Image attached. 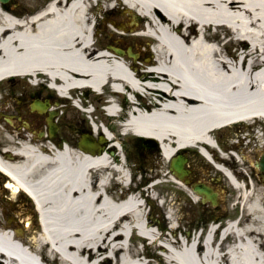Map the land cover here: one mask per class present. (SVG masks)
Wrapping results in <instances>:
<instances>
[{
  "label": "bare ground",
  "instance_id": "obj_1",
  "mask_svg": "<svg viewBox=\"0 0 264 264\" xmlns=\"http://www.w3.org/2000/svg\"><path fill=\"white\" fill-rule=\"evenodd\" d=\"M29 6L20 11L0 3V84L13 79L48 97L73 92L66 102L79 125L66 130L65 146L37 141L29 123L19 133L0 127V178L8 181L0 190L10 188L11 195L4 199L9 221L0 218V264H264V182L233 170L235 160L245 166L244 154L225 153L243 146L254 152L247 157L252 166L264 152V134H241V127H264V0H40ZM117 15L129 17L128 27L117 25ZM106 37L135 44L137 60L116 52ZM122 89L137 99L124 116L115 104ZM87 104L92 108L81 109ZM11 106L0 92V113ZM88 129L105 133L100 152L78 145ZM224 131L225 154L218 155L208 145ZM141 138L160 148L150 171L128 161L129 150L139 151L129 141ZM199 147L212 152L213 163ZM181 150L216 175L198 182L233 190L216 194L217 203H227L225 217L234 219L223 229L214 214L205 231L191 234L185 206L172 200L165 229L146 212L142 191H108L110 184L123 189L136 180L183 186L166 162ZM193 165L183 167L191 172ZM19 196L34 203L36 220Z\"/></svg>",
  "mask_w": 264,
  "mask_h": 264
},
{
  "label": "rangeland",
  "instance_id": "obj_2",
  "mask_svg": "<svg viewBox=\"0 0 264 264\" xmlns=\"http://www.w3.org/2000/svg\"><path fill=\"white\" fill-rule=\"evenodd\" d=\"M31 1V2H29ZM40 0H28L25 4H19V6L17 7L18 10H25V9H29V5H34L37 4V2ZM20 2V0H12V2L8 5V6H12L13 3H18ZM121 17L118 16V20ZM124 19V18H123ZM116 20V19H115ZM122 20V19H120ZM119 20V21H120ZM118 23V22H116ZM107 38V37H106ZM107 44H114L116 46L122 47V48H127L128 46L132 47V51L133 52H137L136 46L133 43L130 42H126V43H119L114 41L113 39H106ZM140 60V58H139ZM3 94L4 97L6 99V94L8 92H10V94L13 96H15L16 98L12 100H10L9 104H13V102L18 103V98H21L22 94L25 93L26 97H29L31 95H38L39 98L43 99L44 97L48 96V94L44 91H42L40 88H34V89H27L26 86H19L17 85L15 82H11L10 85H3ZM8 96V94H7ZM50 98H52V100H56L58 99V96L55 93H50ZM9 100V99H7ZM31 101V100H30ZM21 103V102H20ZM63 107L66 108L64 110V114L60 113L62 112V110H59V113L56 116V124L58 125L59 129H58V133L56 134V136L53 139H50L49 141L54 145L57 141H63L64 139V135L66 134V130L70 129V130H74L77 126V117L79 116L76 112H74L72 109L69 108V105L66 103L65 105L63 104ZM61 116H67L68 119L66 121H63ZM76 121V123L74 122ZM79 125V124H78ZM243 128V131L241 134H243L242 136H246L247 132L251 135V129L249 127H241V129ZM250 130V131H249ZM86 131H90V129L86 130ZM228 132L224 131V132H220L217 135V141L220 144L221 148L226 147V143H227V136H228ZM68 136V135H67ZM69 137V136H68ZM75 140V139H74ZM232 141H234V139H232ZM246 141H251L254 142L252 139H246ZM246 141L244 143H246ZM264 141V139H263ZM45 142V141H43ZM129 143H134L136 145V147H138L139 151L135 152V150H129V157H128V161H130L131 163H133L134 165L138 166L137 170H140V164L143 167L148 168V171L153 170L154 165L158 162V158H159V149L156 152L155 147H146L143 146L141 143L142 141L139 140V142H132L131 140L129 141ZM260 144V143H259ZM241 148L238 150H233V154L235 155H241L244 154L246 159L247 157L251 156V158L254 156V152H252L251 150H248L246 148H244L243 146H240ZM140 149L143 153V156H141L140 154ZM248 151H251L252 153H249ZM232 153V150H229L226 153ZM237 152V153H236ZM241 152V153H240ZM188 161V163H193L195 166L194 170L189 174V177L192 178V183L197 182L196 180L199 179L201 176L207 177V176H211V177H215V173L209 168V167H204V169H201L197 166H205V164L203 163V161L196 155V154H190V153H183ZM235 162H233L231 164V167L233 168V170L235 171H242V172H246L247 175L249 174L251 176L252 179L258 181L257 175H255V172L253 171V166H248V161L247 160H240L241 162L245 163V166L242 167L240 165V163L238 162V160H235ZM168 165V162H167ZM167 172H170L169 169H167ZM245 173V174H246ZM213 175V176H212ZM1 182H3V179H1ZM0 182V185L3 184ZM135 182H138L137 180ZM134 182V183H135ZM208 182V184L210 186L217 188H221L222 191H226L225 194H223L224 197H227L226 195H234L233 190L231 189H225V185L223 183H215L213 181H206ZM150 183L144 182V183H135L132 184V189L136 190H142L143 188L145 189L146 187L149 186ZM113 188V189H112ZM109 191H114L115 189H117L119 191V193L121 192L120 188H114L112 187ZM190 189L186 188L184 189L182 186H179L178 184H174V183H162L157 185L156 187L153 188V191H156L157 193H159L160 196H164L167 198V200H172V202H177L180 205H184V215H186V221H185V226L184 228L189 229L191 234H195L198 230L199 227L203 225V227H207V221L211 220L214 218V214L217 215L218 221L220 220H224L227 217H225V210L227 209V206H225L227 203L226 201H224V203H219L217 204V206H219V208L217 210H215L212 206H210L209 204H201L198 200L197 202L193 201L192 198H190L189 196V191ZM124 195H126V191L122 190ZM189 192L193 193L192 190H190ZM11 195L10 192L7 191L6 193H4L2 190H0V204L4 205V214H2L1 210H0V218L3 220V222H7L9 220V213H10V206L9 204H7L5 202V198L6 199H10ZM19 204L21 206V208H24L25 211L27 213H29L31 216H33L32 213V209L30 207V205L26 202V200L19 196L18 199ZM222 201V199L220 200ZM232 208V206H231ZM164 209V208H163ZM146 212H151L153 214V216L158 219L160 221V223L162 224V226L165 228L166 226V218L164 216L163 210L161 208H159L156 204V201H150L149 202V206L147 205L146 208ZM8 213V214H7ZM166 229V228H165ZM195 232V233H194ZM140 247V246H139Z\"/></svg>",
  "mask_w": 264,
  "mask_h": 264
},
{
  "label": "flooded vegetation",
  "instance_id": "obj_3",
  "mask_svg": "<svg viewBox=\"0 0 264 264\" xmlns=\"http://www.w3.org/2000/svg\"><path fill=\"white\" fill-rule=\"evenodd\" d=\"M3 85H9V84L8 83L0 84V92H2V94H3V88H2ZM7 94H6V100L9 99L7 100V104H9L10 103L9 101L12 100V98L15 99V96L14 95L12 96L10 92H8ZM21 95L23 101L20 104L13 102L14 105L11 104L12 106L9 111L0 113V127H6L7 129L10 128L8 131H11L12 128H14V131L18 130L16 133H19L21 129L27 128V126L24 127V125H27V123H29L30 124L29 128L31 129V131L28 133L31 135L32 131H34L37 141L42 140L47 142L49 140L48 127L46 124V117L48 116V112L46 111L45 113H39V112L31 111L29 105V103L31 102L30 100H33L34 98L38 97V95H31L29 97H26L25 93L24 94L21 93ZM15 107L17 108V110ZM19 111H20V117L23 116L26 122L25 120L23 122L22 121L19 122L18 119L16 118V114ZM11 116H15V117L11 118ZM9 119L12 120V122L14 123L13 125L12 123L9 122ZM19 139L21 140V135H19ZM3 145H4V139L0 137V148Z\"/></svg>",
  "mask_w": 264,
  "mask_h": 264
},
{
  "label": "water",
  "instance_id": "obj_4",
  "mask_svg": "<svg viewBox=\"0 0 264 264\" xmlns=\"http://www.w3.org/2000/svg\"><path fill=\"white\" fill-rule=\"evenodd\" d=\"M2 2H7L8 0H0ZM33 109H37V110H42L43 107H41L39 104L34 105ZM51 118V117H50ZM50 120V119H49ZM51 131L52 128L50 127ZM53 132V131H52ZM82 142H81V147H83L84 149H92L93 146H89L87 145L88 141H91V138L88 136H83L82 137ZM145 145L148 146H153L155 145V143L151 140H146L144 141ZM185 160L182 157H178L176 160H173L171 163V169L176 172L180 177L184 174L182 173V166L184 164ZM256 167L259 168V170L261 171L260 177L262 180H264V154L261 157V160L258 162V164L256 165ZM194 191H196L198 194H201L202 196L205 197V199L210 200V202L212 204H214V195H211V191L209 189H207L206 187L203 186H196L194 187Z\"/></svg>",
  "mask_w": 264,
  "mask_h": 264
}]
</instances>
